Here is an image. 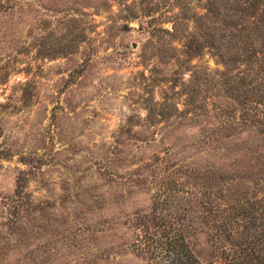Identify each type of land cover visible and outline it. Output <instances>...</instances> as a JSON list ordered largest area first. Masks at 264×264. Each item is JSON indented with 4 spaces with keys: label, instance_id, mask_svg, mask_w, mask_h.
Segmentation results:
<instances>
[{
    "label": "rangeland",
    "instance_id": "1",
    "mask_svg": "<svg viewBox=\"0 0 264 264\" xmlns=\"http://www.w3.org/2000/svg\"><path fill=\"white\" fill-rule=\"evenodd\" d=\"M206 3L0 0V264L246 261L264 124L226 81L250 65L196 48Z\"/></svg>",
    "mask_w": 264,
    "mask_h": 264
},
{
    "label": "trees",
    "instance_id": "2",
    "mask_svg": "<svg viewBox=\"0 0 264 264\" xmlns=\"http://www.w3.org/2000/svg\"><path fill=\"white\" fill-rule=\"evenodd\" d=\"M205 9L206 16L218 21L219 33L200 38L197 50L203 51L205 44L215 49L225 68L240 62L250 65L247 70L228 76L226 81L244 115L264 124V0H207ZM257 221L251 216L247 228H257ZM258 239L243 249L246 261L241 264H264V227ZM169 253V264H199L187 244L179 245L178 239L173 241Z\"/></svg>",
    "mask_w": 264,
    "mask_h": 264
}]
</instances>
